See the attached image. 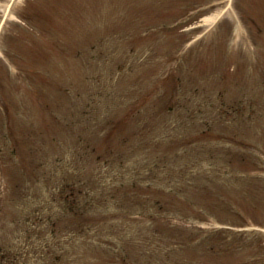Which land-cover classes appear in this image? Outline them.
Masks as SVG:
<instances>
[{
	"label": "rangeland",
	"instance_id": "1",
	"mask_svg": "<svg viewBox=\"0 0 264 264\" xmlns=\"http://www.w3.org/2000/svg\"><path fill=\"white\" fill-rule=\"evenodd\" d=\"M0 264H264V0H0Z\"/></svg>",
	"mask_w": 264,
	"mask_h": 264
}]
</instances>
